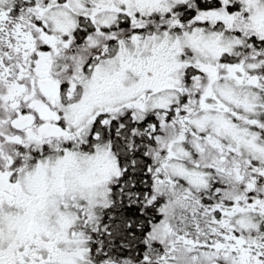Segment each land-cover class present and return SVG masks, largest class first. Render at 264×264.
<instances>
[{
  "label": "snow or ice",
  "instance_id": "snow-or-ice-1",
  "mask_svg": "<svg viewBox=\"0 0 264 264\" xmlns=\"http://www.w3.org/2000/svg\"><path fill=\"white\" fill-rule=\"evenodd\" d=\"M0 264H264V0H0Z\"/></svg>",
  "mask_w": 264,
  "mask_h": 264
}]
</instances>
